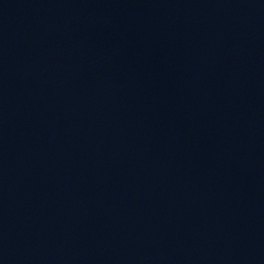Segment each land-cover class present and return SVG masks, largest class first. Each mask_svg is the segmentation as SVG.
I'll use <instances>...</instances> for the list:
<instances>
[{"label":"water","instance_id":"1","mask_svg":"<svg viewBox=\"0 0 264 264\" xmlns=\"http://www.w3.org/2000/svg\"><path fill=\"white\" fill-rule=\"evenodd\" d=\"M0 264H264V0H0Z\"/></svg>","mask_w":264,"mask_h":264}]
</instances>
